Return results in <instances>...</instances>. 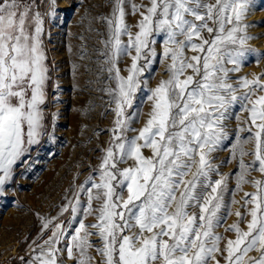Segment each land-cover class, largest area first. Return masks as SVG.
<instances>
[{
    "label": "snow or ice",
    "instance_id": "snow-or-ice-1",
    "mask_svg": "<svg viewBox=\"0 0 264 264\" xmlns=\"http://www.w3.org/2000/svg\"><path fill=\"white\" fill-rule=\"evenodd\" d=\"M58 2L0 0V201L14 198L17 178L37 159L33 153L56 141L58 113L46 108L60 101V85L51 83L45 25L58 19ZM254 7L255 0H109L110 11L93 17L105 25L100 71L115 84L101 89L109 96L106 111L114 114L111 128L103 130L110 140L100 149L99 165L53 206L56 215L28 209L37 231L25 238L20 264H220L216 253L224 264H264V74L237 75L249 57L257 63L264 57L247 47L255 38L246 23ZM129 14L140 17L135 34ZM123 56H131L127 76L118 66ZM158 60L166 62L168 78L149 87L147 73ZM145 88L149 118L134 129L141 114L134 105ZM240 112L248 114L243 121ZM234 113L238 126L230 136L225 122ZM249 143L252 151L245 150ZM222 150L237 163L232 174L213 162ZM253 172L261 178L249 180ZM232 175L235 188L229 189ZM245 184L255 191L236 201ZM237 203L243 211L226 229L236 238L222 251L215 230ZM88 216L95 222L86 224L82 217Z\"/></svg>",
    "mask_w": 264,
    "mask_h": 264
},
{
    "label": "rangeland",
    "instance_id": "rangeland-1",
    "mask_svg": "<svg viewBox=\"0 0 264 264\" xmlns=\"http://www.w3.org/2000/svg\"><path fill=\"white\" fill-rule=\"evenodd\" d=\"M135 3L147 4L148 0H135ZM109 11V0H59L58 19L48 21L45 25L46 31L50 33V38H45V50L48 56L47 63L53 69L51 83L60 85L58 93L60 101L50 102L46 108L47 113H58L54 129L56 141L44 144L38 153H33L37 159L28 173L17 178L16 189L11 194L14 198L0 201V264H20L18 256L26 254L25 238L29 236V233L34 238L37 231L33 228L35 221L28 209H39L42 213L56 215L58 209L53 206L61 203L64 193L70 187L82 184L86 180L90 170L100 163L99 157L102 155L100 149L108 146L110 133L103 130L111 128L114 114L106 111L109 109V96L101 89L110 84L114 87L115 84L108 81L106 71H100L102 58H99L97 50L103 48L101 40L104 36L100 33L105 31V25L98 19L94 20L93 17ZM139 19L138 15L132 14L126 17V22L133 34L137 31L136 25ZM246 23L250 25L248 34L255 37L248 41L247 47L264 53V0H255V7L247 16ZM122 39L126 43L128 38L125 36ZM84 46H86L87 55L81 59V49ZM156 48L157 52L162 51V40H159ZM62 49H65L66 54H63L60 60L63 64L59 65L61 67L59 73L58 61L54 55L55 52H62ZM186 54L190 56L192 53L188 51ZM132 55L135 53L133 52ZM73 65L76 66L75 71ZM130 65L131 56L120 58L118 66L121 69V75H128ZM104 67L106 68V65ZM261 74H264V57H261L258 63L255 58L249 57L237 75L253 79ZM167 78L166 62L160 60L147 73L149 87H155L159 81ZM232 82L235 83V81ZM49 91L50 100L54 101L57 93L51 88ZM146 96V88L137 94V103L134 107L141 114L132 124L134 129L142 128L149 118L151 104ZM239 115L240 120L243 121L248 114L240 112ZM225 124L229 135L234 136L238 126L235 113ZM136 134V132L128 133L129 136ZM240 135L246 136L247 133ZM232 142H235L234 139ZM253 147L254 145L249 143L245 145V150L252 151ZM144 154L149 156L151 152L145 149ZM213 157V162L220 165V172L223 174H232L237 167L236 161L229 159L227 150L213 153ZM251 159V156L245 157L246 162ZM131 163L132 161H128L120 167L129 166ZM94 175L98 178V173ZM260 178L258 172H253L248 177L249 180ZM234 188L235 176L232 175L229 180V189ZM253 191L255 189L251 184H245L242 190L235 194V200L241 201L244 192ZM231 199V195L225 196L226 203H230ZM100 204V200L93 201L94 208H98ZM237 210L243 211L240 204H231L232 214L227 215L222 225L215 230L223 237L219 245L222 251L229 239L236 238L234 232L226 231V229L237 222L238 218L235 215ZM190 211L198 210L190 209ZM221 215L224 213L222 212ZM64 218L67 219L68 214H65ZM82 218L86 224L95 222V216ZM240 226L246 230L245 224L242 223ZM91 239L98 241V237L95 236ZM92 255L95 256L96 253L93 251ZM250 255H256V253H250ZM216 259L220 261V264H224L220 253H216ZM67 264L72 262L67 261ZM210 264H215V261H210Z\"/></svg>",
    "mask_w": 264,
    "mask_h": 264
},
{
    "label": "bare ground",
    "instance_id": "bare-ground-1",
    "mask_svg": "<svg viewBox=\"0 0 264 264\" xmlns=\"http://www.w3.org/2000/svg\"><path fill=\"white\" fill-rule=\"evenodd\" d=\"M62 5V4H61ZM76 31H77V29H75ZM104 30H105V27H104ZM53 31V30H52ZM69 32H71V30L69 31ZM68 33V32H67ZM69 35V34H68ZM51 45V47H54V45L53 44H50ZM53 52H55V50L53 51ZM52 52V53H53ZM54 54V53H53ZM65 55L66 54V52H65V49H62V52L60 51V52H55V57H56V61H58V72L60 73L61 72V67L59 66L60 64H63V63H60V60H61V58H62V55Z\"/></svg>",
    "mask_w": 264,
    "mask_h": 264
}]
</instances>
